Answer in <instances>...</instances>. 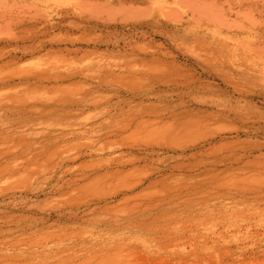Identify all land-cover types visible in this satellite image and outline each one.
Wrapping results in <instances>:
<instances>
[{"label":"rangeland","instance_id":"1","mask_svg":"<svg viewBox=\"0 0 264 264\" xmlns=\"http://www.w3.org/2000/svg\"><path fill=\"white\" fill-rule=\"evenodd\" d=\"M120 1L0 0V264H264V0Z\"/></svg>","mask_w":264,"mask_h":264},{"label":"bare ground","instance_id":"2","mask_svg":"<svg viewBox=\"0 0 264 264\" xmlns=\"http://www.w3.org/2000/svg\"><path fill=\"white\" fill-rule=\"evenodd\" d=\"M26 1V0H25ZM147 1H151V0H147ZM135 2H139L138 0H131L130 2H127V3H125V5H127V6H134V5H136V3ZM14 3V2H13ZM118 3H123V2H121L120 0H118ZM30 7V6H29ZM16 10V9H15ZM14 10V11H15ZM21 10V9H20ZM24 10V9H23ZM66 15V14H65ZM46 30V29H45ZM35 37H37V36H35ZM29 39V38H28ZM44 39V38H43ZM50 39H51V37H50ZM24 40V39H23ZM12 42V41H11ZM45 76V75H44ZM45 77H47V76H45ZM38 84V83H37ZM20 85V84H19ZM44 87V86H43ZM31 88V87H30ZM103 88V87H102ZM186 118V117H185ZM180 121H181V119H180ZM141 123V122H140ZM139 123V124H140ZM185 125V124H184ZM139 152V151H138ZM116 252H118V251H116ZM114 253V252H113ZM112 254V253H111ZM108 257V256H107ZM120 257V256H119ZM112 258H114V256H112ZM116 258H118V256L116 257ZM115 258V259H116ZM110 261V260H109ZM113 263V262H112Z\"/></svg>","mask_w":264,"mask_h":264}]
</instances>
